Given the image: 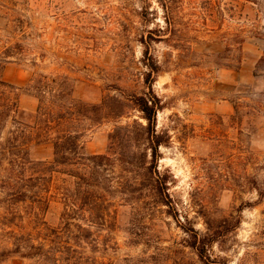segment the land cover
I'll return each mask as SVG.
<instances>
[{"label":"rangeland","instance_id":"1","mask_svg":"<svg viewBox=\"0 0 264 264\" xmlns=\"http://www.w3.org/2000/svg\"><path fill=\"white\" fill-rule=\"evenodd\" d=\"M0 59V102L19 105L0 133V264H264V0H0ZM44 75L69 79L48 105L101 119L85 106L47 131ZM145 94L163 106L169 205L136 165L151 159ZM75 131L81 164L54 166ZM28 240L47 251L8 253Z\"/></svg>","mask_w":264,"mask_h":264},{"label":"trees","instance_id":"2","mask_svg":"<svg viewBox=\"0 0 264 264\" xmlns=\"http://www.w3.org/2000/svg\"><path fill=\"white\" fill-rule=\"evenodd\" d=\"M2 59H0L1 61ZM158 71V67L154 65L151 67V71L148 73V76L146 78V82H149V77L151 76V73L153 71ZM58 79L61 78H51L49 76L44 75L41 79H36V84L33 85V88L37 89V96L39 98V106L37 113L39 115H49L48 120H42L45 123L47 131L53 130L56 125L58 126L62 120L65 118L68 119L69 117H74L75 119H80L82 117L81 110L85 108V106L88 108V110H91V112L94 115V117H88L91 122H98L101 119V113L100 108L97 105H85L83 103L75 101V104H73V101H70V104L73 105L69 106L67 105V101H63L62 103L58 102L57 100L52 101V105H48L45 102L44 93L46 90H56L57 88H64V84L67 85L68 78L62 77V81L57 82ZM1 83L5 86H8L9 88L14 89V87L6 83L4 81H1ZM69 87V85H68ZM71 91V89H70ZM12 92V91H11ZM150 92H152V85H150ZM70 93V92H69ZM55 95V94H54ZM153 98V99H152ZM149 97L147 94L145 95H134L133 101L135 105L137 106L138 110L142 113V117L146 120V125H142L141 128L146 133V136L144 137V140L148 144V148L151 150V159L146 157L140 158L139 161H137L136 165L145 171V174L150 177L152 180L151 183V190L154 194V196L158 197L162 204L169 205L168 198V177L167 175H164L160 177V171L158 169V166L156 165L157 159L159 155V148L161 145L166 144V140L161 136L160 133L156 130V116L159 109H162L163 106L160 104V100L153 96ZM59 100V97L57 98ZM67 100V99H65ZM65 102V103H64ZM81 104V105H79ZM18 114L19 113V105H18V97L15 96L8 100V102H0V133L3 130V127L5 125V121L7 118L12 114ZM78 116V117H77ZM57 123V124H56ZM55 124V127L54 125ZM54 166L63 164L64 162H67V160H75L76 163H80L78 158L82 159L79 155V149L81 148L79 143V133L78 131H75L74 134H66L64 136H58L54 141ZM105 158L104 155H94L92 157H89V160H92L95 162V159ZM98 162V161H97ZM96 163V162H95ZM128 163L135 165L134 162L128 161ZM1 166V163H0ZM129 170V169H128ZM32 177H30L31 179ZM98 186V185H97ZM24 193L23 196H27V193ZM171 214V213H170ZM183 230L189 235V239L187 240L188 246L195 249L200 256H203V254L206 252V246H207V238L201 239L198 232L195 231V229L183 227ZM213 242V241H212ZM211 242V243H212ZM210 243V244H211ZM16 247L14 250L8 251L9 252H17L21 254L24 257H34L36 255H42L47 250L44 248L41 244H35L31 240L25 241L24 243H16Z\"/></svg>","mask_w":264,"mask_h":264}]
</instances>
